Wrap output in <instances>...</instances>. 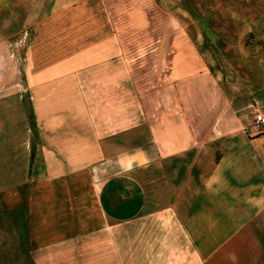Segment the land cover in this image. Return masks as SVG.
Listing matches in <instances>:
<instances>
[{"label":"crops","instance_id":"1","mask_svg":"<svg viewBox=\"0 0 264 264\" xmlns=\"http://www.w3.org/2000/svg\"><path fill=\"white\" fill-rule=\"evenodd\" d=\"M86 73L81 86L98 90L91 103L104 109L97 118L81 110L83 129L72 136L92 178L80 187L73 178L50 179L43 197L33 192L27 226L25 165L8 155L9 93L0 97V264H241L250 234L264 233L260 138L218 119L209 91H198L195 65H176L143 92L124 82L126 97L119 66ZM90 120L106 125L90 133ZM61 183L63 191L53 188Z\"/></svg>","mask_w":264,"mask_h":264},{"label":"rangeland","instance_id":"2","mask_svg":"<svg viewBox=\"0 0 264 264\" xmlns=\"http://www.w3.org/2000/svg\"><path fill=\"white\" fill-rule=\"evenodd\" d=\"M56 1L0 0V97L9 93L10 118L4 140L9 157L25 165L26 226L33 192L43 197L50 179L73 178L80 187L81 179L92 178L91 166L82 169L73 147L79 138L72 136L83 129L81 110L97 118L104 109L91 103L98 90L81 86L87 67L119 66L126 97L132 94L124 82L143 92L166 80L176 65H195L198 91H209L218 119L259 137L264 146V138L251 135L255 117L264 114V0ZM48 33L74 39L48 40ZM96 33L101 40L77 39ZM22 68L24 85L17 83ZM38 78L40 89L34 88ZM84 123L90 133L106 125ZM262 236L250 234L241 264H264Z\"/></svg>","mask_w":264,"mask_h":264},{"label":"built area","instance_id":"3","mask_svg":"<svg viewBox=\"0 0 264 264\" xmlns=\"http://www.w3.org/2000/svg\"><path fill=\"white\" fill-rule=\"evenodd\" d=\"M255 123L253 129H256V132H254L252 135H259L260 137L264 138V114L260 113L255 117Z\"/></svg>","mask_w":264,"mask_h":264}]
</instances>
